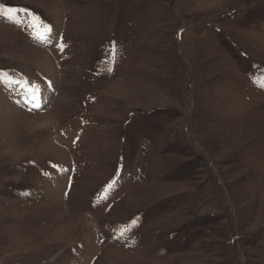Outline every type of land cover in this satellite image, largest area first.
<instances>
[{
	"label": "rangeland",
	"instance_id": "374dc122",
	"mask_svg": "<svg viewBox=\"0 0 264 264\" xmlns=\"http://www.w3.org/2000/svg\"><path fill=\"white\" fill-rule=\"evenodd\" d=\"M0 264H264V0H0Z\"/></svg>",
	"mask_w": 264,
	"mask_h": 264
},
{
	"label": "bare ground",
	"instance_id": "6f19581e",
	"mask_svg": "<svg viewBox=\"0 0 264 264\" xmlns=\"http://www.w3.org/2000/svg\"><path fill=\"white\" fill-rule=\"evenodd\" d=\"M27 51H28V50H27ZM28 52H29V51H28ZM43 57H44V55H43ZM45 57H46V56H45ZM43 59H44V58H43ZM45 60H48L47 57H46ZM45 60H44V61H45ZM40 62H41V61H40ZM40 62H39V63H40ZM45 62H46V61H45ZM41 63H42V62H41ZM46 65H47V63H46ZM46 65H45V66H46ZM45 66H44V67H45ZM43 69H44V68H43ZM94 108H95V107H94Z\"/></svg>",
	"mask_w": 264,
	"mask_h": 264
}]
</instances>
